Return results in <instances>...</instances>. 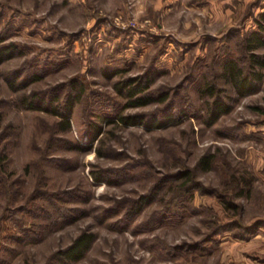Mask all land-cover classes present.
<instances>
[{"label":"rangeland","instance_id":"1","mask_svg":"<svg viewBox=\"0 0 264 264\" xmlns=\"http://www.w3.org/2000/svg\"><path fill=\"white\" fill-rule=\"evenodd\" d=\"M263 12L264 0H0L16 46L0 62V264H264V80L240 97L223 73L226 57L247 63ZM139 76L168 98L126 107L115 83ZM206 84L229 104L212 125ZM59 85L56 103L79 96L67 130L24 99ZM167 110L160 127L117 119ZM84 230L96 233L84 257L58 260Z\"/></svg>","mask_w":264,"mask_h":264},{"label":"trees","instance_id":"2","mask_svg":"<svg viewBox=\"0 0 264 264\" xmlns=\"http://www.w3.org/2000/svg\"><path fill=\"white\" fill-rule=\"evenodd\" d=\"M4 38L0 35V62L12 56V50L16 47L14 43L3 42ZM245 49L248 51L247 63L245 65L240 64V62L233 57H226L223 62L224 76L225 79L230 83L231 87L237 94V96L243 97L254 92L257 89L258 83L264 80V53L258 51V48L264 47V12L261 13V18L257 19V28L252 30L244 39ZM136 81V82H133ZM77 79H73L71 84H75ZM65 85H68L65 83ZM64 85V86H65ZM118 90L123 93V95L128 97V101L125 106H144L151 102L164 101L168 98V90H163L162 92L155 93L150 90V78L146 76L144 81L139 77H128L126 79L120 80L115 83ZM216 84H206L200 91L202 94H208L213 96V100L207 106L206 124H214L222 113L229 110V104L222 96V92L216 90ZM59 85L53 88V92L50 94H41L38 92H33L32 95H26L24 99L28 102V107L35 109H47L49 104V109L52 108L55 114L61 116L62 129L67 130L71 127V115L73 107L79 96L75 97L72 92H68L62 103H56L58 99V93L60 87ZM127 86V87H126ZM219 90L226 91V88H220ZM41 94V96L39 95ZM55 103V104H54ZM181 112L182 108L180 109ZM146 113H134V114H120L117 119L126 124H137V123H147L148 126H163L168 120H172L174 113L168 111L163 116H158L157 113L152 112L148 117ZM175 117V116H174ZM1 114H0V125H1ZM92 127L95 128V136L100 131L96 123H92ZM91 128V127H90ZM93 132V129H91ZM93 132V133H94ZM214 154L206 153L204 154L199 163L202 166L208 167L211 165ZM94 178L96 180H105L106 176L102 174L101 171L93 172ZM189 171L183 172L182 176H187ZM180 174H171L173 178H179ZM243 191V190H242ZM154 198V193H145L141 197L132 202L130 205L131 211L135 214L138 213L143 207L152 201ZM261 221H257L253 224V228H257L261 225ZM96 238V233L91 230H84L79 233L70 244L66 247L58 250L56 252V258L60 261L71 263L77 261L84 257L86 252L92 246Z\"/></svg>","mask_w":264,"mask_h":264},{"label":"crops","instance_id":"3","mask_svg":"<svg viewBox=\"0 0 264 264\" xmlns=\"http://www.w3.org/2000/svg\"><path fill=\"white\" fill-rule=\"evenodd\" d=\"M259 129V131H261V133L264 135V124L261 126V128H258ZM263 151H264V148H263ZM262 151V152H263Z\"/></svg>","mask_w":264,"mask_h":264}]
</instances>
